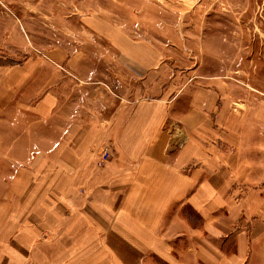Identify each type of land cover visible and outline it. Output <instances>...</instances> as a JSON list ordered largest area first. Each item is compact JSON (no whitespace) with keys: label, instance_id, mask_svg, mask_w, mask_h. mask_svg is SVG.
Returning a JSON list of instances; mask_svg holds the SVG:
<instances>
[{"label":"rangeland","instance_id":"374dc122","mask_svg":"<svg viewBox=\"0 0 264 264\" xmlns=\"http://www.w3.org/2000/svg\"><path fill=\"white\" fill-rule=\"evenodd\" d=\"M207 89L227 132L239 129L247 176L264 180V0H0L1 190L16 162L19 189L56 181L60 163L67 182L88 180L74 166L112 162L133 107L164 99L163 115L177 114L171 99L200 108ZM238 206L264 222V208ZM250 249L246 264H264V235Z\"/></svg>","mask_w":264,"mask_h":264},{"label":"crops","instance_id":"0c3cea01","mask_svg":"<svg viewBox=\"0 0 264 264\" xmlns=\"http://www.w3.org/2000/svg\"><path fill=\"white\" fill-rule=\"evenodd\" d=\"M205 92L200 108L176 95L169 105L177 114L163 115L164 99L133 107L114 134L112 162L74 166L79 176L92 171L88 180L67 182L60 163L56 181L30 179L19 189L13 163L0 187V264H246L264 222L250 225L238 205L263 210L264 180L251 182L239 129L227 132L217 91Z\"/></svg>","mask_w":264,"mask_h":264}]
</instances>
